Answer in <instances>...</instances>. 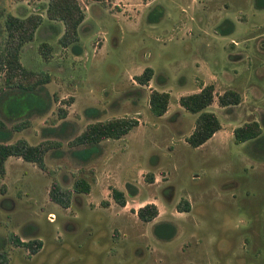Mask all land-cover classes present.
Returning a JSON list of instances; mask_svg holds the SVG:
<instances>
[{
	"label": "rangeland",
	"instance_id": "obj_1",
	"mask_svg": "<svg viewBox=\"0 0 264 264\" xmlns=\"http://www.w3.org/2000/svg\"><path fill=\"white\" fill-rule=\"evenodd\" d=\"M78 1L84 17L72 48L58 43L63 24L44 16L46 0H0V44L2 14H41L19 59L49 77L26 92L6 88L0 74V119L6 127L28 120L8 141H59L45 152L44 169L12 157L5 163L0 264H264V125L256 138L232 139L234 126L264 119L261 0ZM145 66L152 74L139 84L133 76ZM200 81L213 82L208 109L221 127L191 147L184 139L196 114L177 98L196 91ZM155 87L169 95L160 116L148 108ZM226 88L240 94L237 104L217 105L216 95ZM120 116L139 124L101 140L86 159L74 153L84 145L68 144L87 123ZM101 173L99 187L94 180ZM79 177L88 192L72 191L66 207L49 200L52 181L70 188ZM110 187L126 193L124 205L113 201ZM181 198L189 202L187 211L175 208ZM146 202L157 214L141 221L136 208ZM159 223L171 227L167 236L154 232ZM11 234L39 238L41 247L29 253Z\"/></svg>",
	"mask_w": 264,
	"mask_h": 264
},
{
	"label": "trees",
	"instance_id": "obj_2",
	"mask_svg": "<svg viewBox=\"0 0 264 264\" xmlns=\"http://www.w3.org/2000/svg\"><path fill=\"white\" fill-rule=\"evenodd\" d=\"M264 6V0L257 1ZM2 7L0 9V15ZM2 19L3 38L0 44V74L3 84L6 88H17L26 92L34 90L39 84L49 80L47 74H36L30 69L24 67L19 59V53L22 44L33 38L36 27L41 23L42 16L38 12H29L26 15L19 16L10 12H5ZM44 16L50 20H58L63 24V30L58 36V43L65 47L72 45L76 48L75 42L78 40L77 27L84 17V12L78 0H46L44 6ZM227 23L231 22L225 20ZM220 31L229 32V28L219 27ZM41 52L45 53L48 45L40 44ZM152 74V68L145 66L140 73L135 74L133 79L139 84H146ZM26 95L29 94L26 93ZM25 98L29 103L30 99ZM168 92L152 89L148 94V108L156 116L162 115L168 104ZM240 94L232 89L226 88L216 95V103L219 106H231L240 101ZM213 100V85L211 83L201 85L195 92L181 94L177 102L184 110L196 114L193 120L191 131L185 136V142L196 147L208 139L213 132L220 128V122L216 114L208 109ZM25 101V103H26ZM26 103V106H30ZM39 103V102H38ZM30 104V103H29ZM39 106V105H38ZM37 106V107H38ZM39 108V107H38ZM37 108V109H38ZM137 119L129 116L112 117L105 120H95L85 125L84 129L75 134L68 140V144L84 145L74 153L86 159L95 152L98 143L106 138L117 139L127 133L131 128L137 125ZM262 121L249 120L236 125L232 129V139L239 143L259 136L262 132ZM28 125V120L24 119L10 127H6L3 120L0 119V176L4 174V161L7 156L20 157L24 161L34 163L37 167L44 169V154L53 145H58L59 141L44 138L37 143H29L25 138H16L8 141L11 132L21 129ZM52 130L53 128H48ZM147 179L152 181L151 173H148ZM88 192V182L79 177L75 179L70 188L61 187L56 181H52L48 188L49 200L60 206L66 207L69 204L71 192ZM133 187L127 190L128 194H134ZM110 196L113 201L122 206L125 203V192L116 187H110ZM178 211H187L189 202L181 198L175 205ZM157 214V207L153 202H146L136 208V216L141 221H150ZM170 226L166 223L155 224L154 232L159 235L167 236L170 232ZM164 229L166 231H164ZM10 239L17 245L26 247L29 253L37 252L41 247L39 238H29L20 240L16 234H11ZM4 261V259H2Z\"/></svg>",
	"mask_w": 264,
	"mask_h": 264
},
{
	"label": "crops",
	"instance_id": "obj_3",
	"mask_svg": "<svg viewBox=\"0 0 264 264\" xmlns=\"http://www.w3.org/2000/svg\"><path fill=\"white\" fill-rule=\"evenodd\" d=\"M10 13H11V12H10ZM12 14H13V13H12ZM15 15H17V14H15ZM25 15H26V14H25ZM22 16H23V15H22ZM225 75H226V77L228 78V73H225ZM209 83H211V84L213 85V82H209ZM204 84H208V83H204V82H201V81H200L197 90L199 89V87H200L201 85H204ZM155 89H157V90H162V89H158V88H156V87H155ZM197 90H196V91H197ZM193 92H195V91H193ZM189 93H190V92H189ZM213 96H214V93H213ZM212 101H213V100H212ZM180 107H181V106H180ZM182 109H183V108H182ZM166 111H168V109H167ZM166 111H165L164 113H166ZM162 115H163V114H162ZM138 124H139V123H137V125H138ZM137 125H136V126H137ZM192 127H193V125H192ZM220 127H221V124H220ZM219 129H220V128H219ZM219 129H218V130H219ZM216 131H217V130H216ZM216 131H215V132H216ZM189 132H190V131H189ZM215 132H213V134H214ZM187 134H188V133H186L185 135H187ZM213 134H212V135H213ZM212 135H211V136H212ZM211 136H210V137H211ZM210 137H209V138H210ZM106 139H108V138H106ZM206 140H207V139H206ZM206 140H205V141H206ZM205 141H204V142H205ZM204 142H203V143H204ZM201 144H202V143H201ZM201 144H200V145H201ZM11 157H12V158H16L17 160H18V159H21L20 157L7 156L6 159H5V161H4V169H6V168H5V163L8 162V160H9ZM21 160H22V159H21ZM22 161H24V160H22ZM28 162H29V161H28ZM103 175H104V174H102V173L99 174V175L95 178V180H94L95 183H97L99 187L101 186V183H102V182L104 181V179H105ZM116 188H117V187H116ZM119 189H120V188H119ZM121 190H122V189H121ZM128 195H129V194H128ZM130 195H133V194H130ZM125 196H126V193H125ZM106 199H107V198H106ZM125 199H126V198H125ZM108 200H109L108 204L111 203V202H110V198H108Z\"/></svg>",
	"mask_w": 264,
	"mask_h": 264
},
{
	"label": "built area",
	"instance_id": "obj_4",
	"mask_svg": "<svg viewBox=\"0 0 264 264\" xmlns=\"http://www.w3.org/2000/svg\"><path fill=\"white\" fill-rule=\"evenodd\" d=\"M53 217H54V214L53 213H47V219L48 220H52L53 219Z\"/></svg>",
	"mask_w": 264,
	"mask_h": 264
},
{
	"label": "flooded vegetation",
	"instance_id": "obj_5",
	"mask_svg": "<svg viewBox=\"0 0 264 264\" xmlns=\"http://www.w3.org/2000/svg\"><path fill=\"white\" fill-rule=\"evenodd\" d=\"M29 239V238H28ZM28 239H26V240H28ZM10 241L13 243V244H15L11 239H10ZM15 245H17V244H15ZM26 248V247H25ZM27 249V248H26ZM28 250V249H27ZM29 252V251H28ZM2 259H4V258H0V262H2V263H4L5 262V259H4V261L2 260Z\"/></svg>",
	"mask_w": 264,
	"mask_h": 264
}]
</instances>
